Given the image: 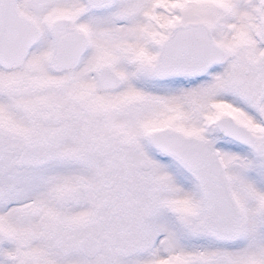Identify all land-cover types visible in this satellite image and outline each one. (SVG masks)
I'll return each instance as SVG.
<instances>
[{"label":"snow or ice","instance_id":"obj_1","mask_svg":"<svg viewBox=\"0 0 264 264\" xmlns=\"http://www.w3.org/2000/svg\"><path fill=\"white\" fill-rule=\"evenodd\" d=\"M0 264H264V0H0Z\"/></svg>","mask_w":264,"mask_h":264}]
</instances>
